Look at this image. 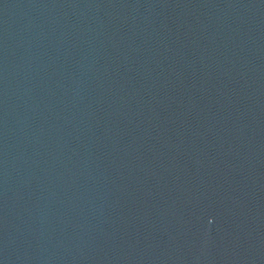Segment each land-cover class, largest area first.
<instances>
[{
    "label": "water",
    "instance_id": "obj_1",
    "mask_svg": "<svg viewBox=\"0 0 264 264\" xmlns=\"http://www.w3.org/2000/svg\"><path fill=\"white\" fill-rule=\"evenodd\" d=\"M0 264H264L237 0H0Z\"/></svg>",
    "mask_w": 264,
    "mask_h": 264
}]
</instances>
